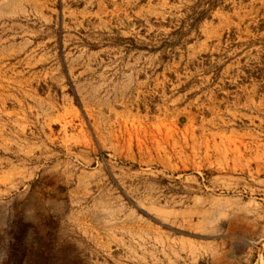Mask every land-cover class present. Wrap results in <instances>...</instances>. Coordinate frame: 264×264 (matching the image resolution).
Here are the masks:
<instances>
[{
	"label": "rangeland",
	"instance_id": "obj_1",
	"mask_svg": "<svg viewBox=\"0 0 264 264\" xmlns=\"http://www.w3.org/2000/svg\"><path fill=\"white\" fill-rule=\"evenodd\" d=\"M264 262V0H0V264Z\"/></svg>",
	"mask_w": 264,
	"mask_h": 264
},
{
	"label": "crops",
	"instance_id": "obj_2",
	"mask_svg": "<svg viewBox=\"0 0 264 264\" xmlns=\"http://www.w3.org/2000/svg\"><path fill=\"white\" fill-rule=\"evenodd\" d=\"M259 264H264V262H262V263H259Z\"/></svg>",
	"mask_w": 264,
	"mask_h": 264
}]
</instances>
